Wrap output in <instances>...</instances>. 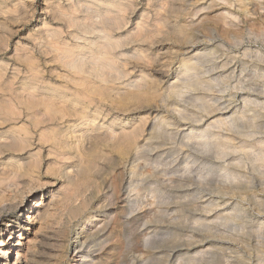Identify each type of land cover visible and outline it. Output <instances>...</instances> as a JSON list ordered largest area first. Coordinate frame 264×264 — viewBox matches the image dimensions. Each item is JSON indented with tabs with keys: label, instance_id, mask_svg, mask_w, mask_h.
Returning a JSON list of instances; mask_svg holds the SVG:
<instances>
[{
	"label": "rangeland",
	"instance_id": "rangeland-1",
	"mask_svg": "<svg viewBox=\"0 0 264 264\" xmlns=\"http://www.w3.org/2000/svg\"><path fill=\"white\" fill-rule=\"evenodd\" d=\"M78 1L80 0H0V77L2 78H0V102L4 99V101H2L3 103L1 102L0 105L2 104V106H5L7 105L6 103L11 100L12 103L14 102L20 106L21 104H19L20 100L18 97L19 95L25 96L26 94H30L31 96L35 95L34 97L37 99L39 98L38 100L40 101L42 100L40 98L48 97L47 102H52L51 104L55 105V108L58 110L64 105L65 107L60 111L63 113L66 112V117L60 121L62 115L58 116V114L55 116L57 119L51 124L54 125H52V128H55L56 131L58 129L59 132L64 133V136L66 135L65 137L70 138L71 141L73 140L75 143V150L73 151V153H75L66 160L65 167L75 168L76 171L75 169H72V171L74 170V173L78 174L79 169L77 168L79 164L77 161L83 159L81 163L85 162V166L90 169V172L88 171L87 173V171H84V174L79 173L78 175L76 174L77 176L73 173L74 176H72L75 180L70 184L63 176L56 175V172L55 174L51 171L47 172L48 166L54 163L51 156L47 155V150L49 149L47 148L41 151L43 152V156H38V161H41V164H43L39 170L37 168L36 171L34 170L32 176H30L27 173V169L31 168L32 170V166L34 165L32 163L31 167H29L30 162L34 160L35 155L38 154L41 146L44 144V141L43 143L39 142V132L35 133V139L31 141L32 146H27L28 148L25 149V147L20 144V149H5L6 151L4 150L3 154L0 155V194L3 193V197L5 196V198L2 199V195H0V210L3 208V210L0 211V245L4 241L6 242L11 234L6 231L7 227L11 228L15 226L18 219L22 218L24 222L21 221L20 225L27 237L42 239L44 235H51V233L54 235L57 234V238L62 242L64 241L63 243L66 245L64 248L59 245L44 248V245L39 244L36 250L40 251L41 247L44 250V252L40 251L41 261L47 259V261L53 262L58 258L60 260L58 261L59 264H74L77 259H75L76 253L74 251L75 240L77 239V234L81 232L85 233L83 238L86 237V240L88 239L90 243L104 242L106 244L105 251H103L104 254L99 251L90 258V260L95 259L99 264H264V164L259 161L260 156L264 154V0H246L244 5L247 7L245 9L241 8L237 0H234L235 4L233 0H82L85 3L83 2L81 7H79ZM20 4H23V6ZM61 4H63V7ZM16 5L17 7H15ZM110 5L113 6L111 7ZM13 6L16 8V11ZM90 7L94 10L98 9V13L103 15L110 13L116 16L118 23H120V28L112 26L109 27L108 30L114 40L121 41L119 46L120 49L117 47L115 50L116 53H114L116 54V58L122 55V57H119L120 59L117 58L118 70L122 74L115 81L108 84L110 87L108 85L105 87L102 86L97 79L88 73V75L84 74L80 77L79 75L77 76V74H74V71L64 66L60 58L62 52L66 50L63 48H68L67 46H69L68 49L72 47L71 50L83 48L88 55L92 54L86 40L75 39L78 38L80 32L76 29L78 28L77 26L74 27L73 24H70L69 20L70 16L73 18L77 17L76 19H79L80 22L89 20L91 17L90 15H92L91 13L94 12L90 10L92 9ZM53 8L55 10H53ZM65 8V12H63ZM21 9L23 10L21 11ZM85 9L88 12H86ZM56 11L57 13L55 14ZM58 11L61 13L59 14ZM13 12H15V15ZM62 12L65 13L66 16ZM48 13L49 15H47ZM17 14L18 16H16ZM57 14L59 16L63 15L61 17L62 19L57 17ZM67 14H69V17ZM84 15H88L89 18ZM164 15H166V17ZM32 16L33 21L31 22ZM180 18L182 20L181 22ZM57 19L65 22H60ZM66 19L67 21L69 20V24ZM95 20H98V18H95L93 21ZM47 23H50L49 26L52 24L55 27L52 25L48 27ZM136 25H139L140 29L139 26ZM154 26H157L159 29ZM65 27L68 28L66 29ZM144 27L146 28L144 29ZM141 28L146 31L144 32L142 30V32H139ZM40 29L42 31H40ZM60 29L61 31L64 30V32H61ZM48 30L51 32L49 31L48 33ZM54 30H58L56 34L53 33ZM45 33H47V35L49 34L48 36L50 39ZM51 34H58V39L55 36H51ZM74 34L77 36H74ZM131 34H133V36ZM205 36L207 37L205 38ZM90 37L93 36L90 35ZM52 41H54V43L58 42L59 45L56 43L54 47H57L58 50V47H61V52L59 51L61 54H59V52H57V54L56 51L58 50L56 49L55 51L54 47L51 49V46L54 44ZM59 41L63 42V44ZM41 43H43V45ZM64 43L67 45H64ZM136 44L138 48L135 46ZM142 44L144 45L142 46ZM72 45H75V47ZM44 50L46 52H44ZM25 51L27 53H25ZM48 51L50 54H47ZM124 51L128 52L130 55ZM135 52L136 54H134ZM131 53L133 55H131ZM23 55H27V57L30 55V57H23ZM50 56L52 58H50ZM154 56L157 57L154 58ZM49 58L51 60H49ZM145 58H147V61H145ZM52 60L55 62H52ZM58 60L62 62L60 61V63ZM147 62H149V64ZM227 62L228 65H226ZM29 64H31V66H28ZM191 65L196 66L198 69L196 70V76L205 81V83L207 82L206 84L194 88H186V83L194 74V71L190 69ZM216 65L218 66L216 67ZM182 66L184 67L182 68ZM242 67L244 68L242 69ZM245 68L246 70H244ZM48 70L50 72H48ZM247 70L248 72H246ZM37 73L40 76L36 75ZM63 73L65 74L63 75ZM60 74L65 76V79H61L63 76ZM66 75L68 79H71V84L66 78ZM140 76H144L148 83H146L142 90L136 91L128 84H130L129 82L139 81L137 78H140ZM74 77H76V79ZM89 77L93 79V81ZM128 77L130 78L128 79ZM79 78H81V80ZM77 79L79 80L77 81ZM82 79H84L83 84L88 81L87 85L90 84V86L88 85V87H86V83V86L83 85L82 82H80ZM65 80L66 82H64ZM76 83L79 85L75 86ZM96 84L101 86L96 88ZM221 84L223 85L221 86ZM224 85L225 87L227 86V88H225ZM91 86H94V88H91ZM89 87L91 90L88 89ZM228 88L230 90H228ZM79 89H82V95H80L81 92ZM17 90L20 92H17ZM169 90L171 92H169ZM15 91L18 94H15ZM119 91L122 94L120 96L117 93ZM180 91L182 93H180ZM63 93L66 94L64 95ZM7 95H10V97ZM246 97H250L252 101L245 110V116L248 122H242V120H240L234 126H226L223 124L211 126L214 120L229 117L232 115L231 113L234 112L233 109L236 111L239 110L240 107L242 108ZM9 98L12 99L9 100ZM53 99L57 102L56 104ZM258 101L259 103H256ZM205 102L211 105V113L203 112L202 107ZM80 106L81 109L87 108L86 110L88 114L90 113V116L93 117L94 115L93 118L97 119V123L99 124L98 127L102 126L100 131H98L99 135L104 137L105 134H108L109 130L107 128H112L117 134L121 135L126 132H135L136 138L134 141L137 143V148H129L126 152L127 156H123L118 150V147L114 148L109 141L108 145L107 140L103 139L104 141H101L99 148H102L105 144L108 146L106 148V145L103 147L106 152H104L105 158L99 156L101 150H95L90 156H87L88 158L85 156L83 158L79 151V144L76 143V139L77 137L80 138L83 133L85 135L87 134L85 131L86 127L81 126L78 128V133H81L80 135H77L78 133H70L72 131L68 129L70 125L67 121H69L71 117L70 114H68L69 110H66L68 108H72V110H81L79 108ZM115 107L117 108L115 109ZM175 109L176 111H174ZM99 111L102 114H100ZM225 112H229L230 114L227 113V116L226 114L223 116ZM248 115H250V117ZM25 119V116L22 115V118H18V121L13 120L12 123L6 124L7 127L6 125L0 124V136L2 134L7 135V132L11 133L17 130L16 128L22 127L25 124V126L28 125L29 127L30 122H27ZM161 121L168 122V125L164 127L160 134H157L155 130L161 124ZM14 122L16 124H14ZM46 126H49V123H47ZM146 130H148V132ZM250 130L252 132H250ZM197 132L199 134H201V132L205 133L207 136L211 137L222 136V138H230L237 148L235 151L230 150L223 154L220 145L214 138H207L208 141L198 139L196 138V136L199 135L196 134ZM45 133L48 134V131H45ZM89 142L90 141L85 140L81 148H89L91 145ZM162 143L164 144L162 145ZM193 143H195L194 145L196 147ZM28 154L31 155L29 156ZM242 154H244V157ZM118 157L120 159H117ZM112 163H114V166L111 168ZM19 164L20 166H18ZM8 166H10V168ZM21 167L24 168V170L21 171ZM3 170L4 173L2 174ZM8 172H10L9 174L12 176H10ZM133 172L135 175H133ZM225 173L226 175H224ZM8 176L10 179L7 178ZM23 177L24 182L22 180ZM28 177H30L29 180ZM19 182H23L22 185ZM16 183H19V185ZM130 185H132V187H130ZM66 187L68 188L66 189ZM73 188L74 191L76 190V193L78 192L77 194L73 191ZM121 189L123 190L121 191ZM61 193L64 195L63 200L66 201V204L63 203V200H61L62 202H55L57 205L52 204L53 211L51 210L50 213L41 209V206L46 205L49 199L54 197L55 194V196H58ZM73 194H76V196L78 195L77 198L73 196ZM73 197L74 201L72 203H67V201H70ZM2 200L3 206L1 203ZM129 201L132 202L129 203ZM6 202L7 205L10 206H7L5 204ZM20 206L21 209L18 208ZM27 206H34L37 209L36 213L32 214L30 216L32 218L29 219L28 215H25V217L20 215V210L25 209ZM114 210L117 211L115 212ZM107 211L109 212L106 213ZM74 212L79 213H75L77 215L72 218L71 213L74 214ZM91 214L96 215L97 220L88 224L86 220L92 216ZM105 216L113 218L108 222L110 218L105 220ZM209 219L211 220L208 221ZM215 219L218 220L216 221ZM84 227L86 230H81V228ZM93 227L94 229H92ZM144 238L147 239L145 240ZM40 241L41 240H39V242ZM66 241L67 243H65ZM59 253L60 256L62 255L61 259L57 256ZM10 258L13 260L16 259L15 252L10 255Z\"/></svg>",
	"mask_w": 264,
	"mask_h": 264
},
{
	"label": "bare ground",
	"instance_id": "bare-ground-1",
	"mask_svg": "<svg viewBox=\"0 0 264 264\" xmlns=\"http://www.w3.org/2000/svg\"><path fill=\"white\" fill-rule=\"evenodd\" d=\"M31 1V0H30ZM50 1V0H49ZM77 1V0H76ZM88 1V0H87ZM137 1V0H136ZM148 1V0H147ZM150 1V0H149ZM164 1V0H163ZM167 1V0H166ZM165 1V2H166ZM182 1H184V0H182ZM240 4V6H241V8L242 9H245L246 7H245V5H244V3H245V1L246 0H237ZM21 2V1H20ZM47 2V1H46ZM54 2V1H53ZM64 2V1H63ZM62 2V3H63ZM71 2V1H70ZM83 2L84 1H82V0H80V1H78V5H79V7H81L82 5H83ZM104 2V1H103ZM122 2V1H121ZM130 2V1H129ZM146 2V1H145ZM157 2V1H156ZM159 2V1H158ZM233 2H234V0H233ZM22 3V2H21ZM59 3H60V1H59ZM58 3V4H59ZM65 3V2H64ZM85 3V2H84ZM128 3V2H127ZM147 3V2H146ZM170 3V2H169ZM16 4V3H15ZM51 4V3H50ZM55 4V3H54ZM156 4V3H155ZM158 4V3H157ZM165 4V3H164ZM177 4V3H176ZM234 4H235V2H234ZM233 4V5H234ZM254 4V3H253ZM20 5H22L23 6V4H20ZM26 5V4H25ZM63 4H61V6H62ZM69 5V4H68ZM77 5V4H76ZM85 5V4H84ZM116 5V4H115ZM131 5V4H130ZM137 5V4H136ZM151 5V4H150ZM173 5V4H172ZM19 6V5H18ZM27 6V5H26ZM49 6V5H48ZM51 6V5H50ZM55 6H56V4H55ZM59 6H60V4H59ZM71 6H72V4H71ZM88 6H90V5H88ZM97 6V5H96ZM111 7L113 6V5H110ZM117 6V5H116ZM128 6V5H127ZM152 6H153V4H152ZM179 6V5H178ZM182 6V5H181ZM215 6V5H214ZM236 6V5H235ZM234 6V7H235ZM12 7V6H11ZM14 7V6H13ZM15 7H17V5L15 6ZM14 7V9H15V11H16V8ZM28 7V6H27ZM54 7V6H53ZM57 7V6H56ZM63 7V6H62ZM99 7V6H98ZM157 7V6H156ZM180 7V6H179ZM185 7V6H184ZM225 7V6H224ZM233 7V8H234ZM23 8V7H22ZM25 8V7H24ZM45 8V7H44ZM48 8V7H47ZM58 8V7H57ZM56 8V9H57ZM73 8H74V6H73ZM86 8V7H85ZM90 8H92V7H90ZM130 8V7H129ZM158 8V7H157ZM161 8V7H160ZM167 8V7H166ZM181 8V7H180ZM51 9V8H50ZM72 9V8H71ZM81 9V8H80ZM79 9V10H80ZM88 9V8H87ZM109 9V8H108ZM107 9V10H108ZM128 9V8H127ZM224 9V8H223ZM229 9V8H228ZM1 10V9H0ZM6 10H8V9H6ZM13 10V9H12ZM18 10V9H17ZM20 10V9H19ZM23 9H21V11H22ZM53 10H55L54 8H53ZM61 10V9H60ZM59 10V11H60ZM64 10H66V8L65 9H63V12H65ZM68 10V9H67ZM72 10H74V9H72ZM77 10V9H76ZM86 10V9H85ZM85 10H84V12H85ZM90 10H92V11H94L93 13H91L92 15H90L91 17L89 18V16L88 15H84L85 17H88L89 18V20H86V19H83V20H86V21H82V22H80V20L79 19H76L75 17L73 18L72 16H70V24L72 25H74V27L75 26H77L78 28H76V29H78V31L80 32L79 33V35H78V38H75V39H84V40H86V42H88V47L90 48V51H91V53L92 54H90V55H88L87 54V52L86 51H84L83 50V48H78V49H75V50H71L72 49V47H71V49H68L69 48V46H67L68 48H63L65 51H63L62 52V55H61V59H62V61L61 60H58L59 62L61 61L62 63H64V66L66 67V68H68V69H70V70H72V71H74L75 73L74 74H77V76L79 75V77L80 76H83L84 74H86V75H88V74H90L92 77H94L95 79H97V81H99L100 83L99 84H102V86H106V85H108L109 83H111V82H113V81H115L117 78H119L120 77V75L122 74L121 72H119V70H118V63H117V60L118 59H120L119 57H122V55H121V53H120V55L121 56H119V57H117L116 58V54H114V53H116L115 52V50H116V48L118 47L119 48V46H120V44H121V41H116V40H114L113 38H112V36L110 35V33L108 32V30H109V27H112V26H115V27H117V28H120V23H118V21H117V18H116V16H114V15H112V14H110V13H104V14H106V15H103V14H101V13H98V11L95 9H90ZM89 10V11H90ZM119 10V9H118ZM160 10V9H159ZM163 10V9H162ZM173 10V9H172ZM251 10V9H250ZM24 11H27V10H24ZM59 11H58V13H59ZM68 11H70V10H68ZM121 11V10H120ZM131 11V10H130ZM169 11V10H168ZM5 12H7V11H5ZM62 12V13H63ZM72 12V11H71ZM80 12V11H79ZM86 12H88L87 10H86ZM119 12V11H118ZM157 12V11H156ZM14 13V15H15V12H13ZM20 13V12H19ZM24 13V12H23ZM54 13V12H53ZM57 13V11L55 12V14ZM61 13V12H60ZM59 13V14H60ZM69 13V12H68ZM77 13V12H76ZM114 13V12H113ZM130 13V12H129ZM50 14H52V13H50ZM64 15H65V13H63ZM90 14V13H89ZM230 14V13H229ZM25 15H27V14H25ZM47 15H49V13L47 14ZM52 15H54V14H52ZM58 15V14H57ZM68 15V17H69V14H67ZM71 15V14H70ZM75 15V14H74ZM73 15V16H74ZM123 15V14H122ZM124 15H125V13H124ZM159 15V14H158ZM7 16V15H6ZM16 16H18V14L16 15ZM21 16H22V14H21ZM63 16V15H62ZM62 16H57V17H59V18H61ZM66 16V15H65ZM64 16V17H65ZM76 16V15H75ZM156 16V15H155ZM165 17H166V15H164ZM164 16H161V17H164ZM173 16V15H172ZM31 17V16H30ZM46 17V16H45ZM51 17H54V16H51ZM63 17V18H64ZM68 17H66V18H68ZM164 17V18H165ZM177 17V16H176ZM16 18V17H15ZM14 18V19H15ZM55 18V17H54ZM87 18V19H88ZM95 18H98V20H95V21H93ZM144 18V17H143ZM147 18H149V17H147ZM155 18V17H154ZM170 18V17H169ZM194 18V17H193ZM234 18V17H233ZM29 19V18H28ZM36 19V18H35ZM62 19V18H61ZM82 19V18H81ZM54 20V19H53ZM58 20V19H57ZM68 20V21H69ZM120 20V19H119ZM127 20V19H126ZM157 20V19H156ZM162 20H164V19H162ZM161 20V21H162ZM174 20V19H173ZM197 20V19H196ZM33 21V16H32V20H31V22ZM45 21H47V20H45ZM58 21H60V22H65V21H62V20H58ZM66 21H67V19H66ZM67 21V23L69 24V22ZM130 21V20H129ZM139 21H141V20H139ZM145 21V20H144ZM159 21V20H158ZM172 21V20H171ZM182 20H181V18H180V22H181ZM195 21V20H194ZM233 21V20H232ZM48 22V21H47ZM126 22V21H125ZM150 22V21H149ZM173 22V21H172ZM178 22V21H177ZM226 22V21H225ZM54 23V22H53ZM57 23V22H56ZM124 23V22H123ZM141 23V22H140ZM143 23V22H142ZM157 23V22H156ZM187 23V22H186ZM43 24V23H42ZM45 24V23H44ZM48 24V23H47ZM50 24V23H49ZM49 24H48V27H50L49 26ZM125 24V23H124ZM154 24V23H153ZM177 24V23H176ZM225 24V23H224ZM61 25V24H60ZM59 25V26H60ZM65 25V24H64ZM140 25V24H139ZM139 25H136V26H139ZM172 25V24H171ZM45 26H47V25H45ZM52 26H54V25H52ZM66 26H67V24H66ZM133 26V25H132ZM144 26V25H143ZM146 26V25H145ZM159 26V25H158ZM174 26V25H173ZM44 27V26H43ZM55 27V26H54ZM61 27V26H60ZM59 27V28H60ZM72 27V26H71ZM73 27V28H74ZM141 27H142V25H141ZM152 27V26H151ZM150 27V28H151ZM154 27H157V26H154ZM53 28V27H52ZM66 28V27H65ZM64 28V29H65ZM68 28V27H67ZM66 28V29H67ZM72 28V29H73ZM116 28V29H117ZM135 28H137V27H135ZM146 27H144V29H145ZM158 28V27H157ZM166 28H167V26H166ZM54 29H56V28H54ZM58 29V28H57ZM129 29V28H128ZM139 29H140V26H139ZM144 29L143 28H141V30L139 31V32H142V30L144 31ZM155 29V28H154ZM159 29V28H158ZM171 29V28H170ZM111 30V29H110ZM133 30V29H132ZM148 30H149V27H148ZM189 30V29H188ZM221 30H222V28H221ZM40 31H42L41 29H40ZM46 31V30H45ZM49 31L50 30H48V33H49ZM53 31V30H52ZM56 31H58V30H54V32L53 33H55L56 34ZM60 31H61V29H60ZM74 31V30H73ZM76 31V30H75ZM120 31V30H119ZM126 31V30H125ZM136 31V30H135ZM146 31V30H145ZM144 31V32H145ZM153 31H155V30H153ZM51 32V31H50ZM61 32H64V30L63 31H61ZM60 32V33H61ZM128 32V31H127ZM171 32V31H170ZM169 32V33H170ZM175 32V31H174ZM52 33V34H53ZM68 33V32H67ZM70 33V32H69ZM73 33H75V32H73ZM115 33V32H114ZM134 33H136V32H134ZM147 33V32H146ZM195 33V32H194ZM37 34V33H36ZM42 34V33H41ZM43 34H44V32H43ZM42 34V35H43ZM46 34V36H48L47 35V33H45ZM51 34V36H55V37H57V39H58V34L57 35H52ZM62 34V33H61ZM60 34V35H61ZM77 34V33H76ZM76 34H74V36L76 35ZM111 34H113V33H111ZM118 34V33H117ZM122 34V33H121ZM125 34V33H124ZM137 34V33H136ZM140 34V33H139ZM174 34V33H173ZM34 35V34H33ZM40 35V34H39ZM63 35V34H62ZM69 35V34H68ZM90 35H92L93 37H90ZM127 35V34H126ZM132 36H133V34H131ZM143 35V34H142ZM141 35V36H142ZM146 35H148V34H146ZM214 35V34H213ZM45 36V37H46ZM73 36V37H74ZM77 36V35H76ZM123 36V35H122ZM136 36V35H135ZM140 36V37H141ZM174 36V35H173ZM44 37V36H43ZM69 37V36H68ZM116 37V36H115ZM119 37H120V35H119ZM139 37V38H140ZM207 36H205V38H206ZM41 38H42V36H41ZM48 38H49V36H48ZM52 38V37H51ZM64 38V37H63ZM121 38V37H120ZM123 38V37H122ZM128 38V37H127ZM139 38H137V39H139ZM149 38V37H148ZM172 38V37H171ZM233 38V37H232ZM32 39V38H31ZM40 39V38H39ZM50 39V38H49ZM116 39H119V38H116ZM154 39V38H153ZM42 40V39H41ZM45 40V39H44ZM46 40H47V38H46ZM52 40V39H51ZM51 40H48V41H51ZM64 40H65V38H64ZM66 40H67V38H66ZM74 40V39H73ZM89 40H93V41H89ZM136 40V39H135ZM144 40V39H143ZM56 41V40H55ZM58 41V40H57ZM69 41V40H68ZM124 41V40H123ZM212 41V40H211ZM39 42V41H38ZM42 42H44V41H42ZM53 43H54V41H52ZM60 42V41H59ZM67 42V41H66ZM70 42V41H69ZM73 42V41H72ZM127 42V41H126ZM140 42V41H139ZM148 42V41H147ZM47 43V42H46ZM49 43V42H48ZM56 43L58 44V42H55L52 46H51V49H52V47H54V45L56 46ZM60 43H62L63 44V42H60ZM68 43V42H67ZM71 43V42H70ZM76 43H78V42H76ZM123 43V42H122ZM141 43V42H140ZM38 44V43H37ZM42 45H43V43H41ZM66 43H64V45H65ZM74 44V43H73ZM82 44V43H81ZM126 44H128V43H126ZM144 44H146V43H144ZM144 44H142V46L144 45ZM45 45V44H44ZM47 45V44H46ZM49 45V44H48ZM59 45V44H58ZM63 45V46H64ZM67 45V44H66ZM79 45V44H78ZM83 45V44H82ZM86 45V44H85ZM84 45V46H85ZM147 45V44H146ZM193 45V44H192ZM191 45V46H192ZM195 45V44H194ZM50 46V45H49ZM62 46V47H63ZM72 46H74L75 47V45H72ZM77 46V45H76ZM81 46V45H80ZM87 46V45H86ZM127 46V45H126ZM135 46H137V44L135 45ZM149 46V45H148ZM78 47V46H77ZM76 47V48H77ZM82 47V46H81ZM131 47H132V45H131ZM141 47V46H140ZM146 47V46H145ZM38 48H40V47H38ZM42 48V47H41ZM50 48V47H49ZM55 48V47H54ZM53 48V49H54ZM59 48V50L57 49V47L54 49L55 51H56V49L58 50V51H56V53L57 52H61V50H60V48L61 47H58ZM125 48V47H124ZM137 48H138V46H137ZM45 49V48H44ZM47 49V48H46ZM86 49V48H85ZM120 49V48H119ZM129 49V48H128ZM135 49V48H134ZM133 49V50H134ZM147 49V48H146ZM49 50V49H48ZM87 50V49H86ZM131 50H132V48H131ZM142 50V49H141ZM211 50V49H210ZM30 51H32V50H30ZM50 51V50H49ZM49 51L47 52V54L49 53ZM53 51V50H52ZM89 51V50H88ZM89 51V52H90ZM119 51V50H118ZM117 51V52H118ZM148 51V50H147ZM199 51V50H198ZM206 51V50H205ZM204 51V52H205ZM29 52V51H28ZM44 52H46L45 50H44ZM51 52V51H50ZM59 52V54H61ZM124 52H126V51H124ZM201 52V51H200ZM209 52V51H208ZM213 52V51H212ZM25 53H27L26 51H25ZM40 53H42V52H40ZM55 53V52H54ZM53 53V54H54ZM123 53V52H122ZM126 53H128V52H126ZM125 53V54H126ZM133 53V52H132ZM131 53V55H133ZM30 54V53H29ZM50 54V53H49ZM52 54V55H53ZM58 54V53H57ZM134 54H136V52L134 53ZM213 54V53H212ZM51 55V56H52ZM127 55V54H126ZM128 55H130L129 53H128ZM151 55V54H150ZM215 55V54H214ZM26 57H27V55H25ZM24 55H23V57H25ZM50 56V58H52ZM58 56V55H57ZM135 56V55H134ZM143 56V55H142ZM149 56V55H148ZM247 56V55H246ZM249 56V55H248ZM28 57H30V55H28ZM27 57V58H28ZM123 57H125V56H123ZM129 57V56H128ZM133 57V56H132ZM146 57V56H145ZM152 57V56H151ZM150 57V58H151ZM157 57V56H156ZM155 56H154V58H156ZM212 57V56H211ZM216 57V56H215ZM214 57V58H215ZM32 58V57H31ZM49 58V60H51ZM57 58V57H56ZM148 58V57H147ZM147 58H145V61H147L146 59ZM259 58V57H258ZM26 59V58H25ZM30 59V58H29ZM35 59H37V58H35ZM191 59V58H190ZM232 59V58H231ZM24 60V59H23ZM34 60V59H33ZM144 60V59H143ZM194 60V59H193ZM216 60V59H215ZM27 61V60H26ZM38 61V60H37ZM42 61V60H41ZM41 61H39V62H41ZM54 60H52V62H53ZM121 61V60H120ZM123 61V60H122ZM127 61H129V60H127ZM148 61H150V60H148ZM192 61V60H191ZM214 61V60H213ZM229 61V60H228ZM25 62V61H24ZM29 62V61H28ZM36 62V61H35ZM46 62H48V61H46ZM55 62V61H54ZM58 62V63H59ZM60 62V63H61ZM134 62V61H133ZM132 62V63H133ZM136 62V61H135ZM60 63H59V65H60ZM120 63H122V62H120ZM125 63V62H124ZM128 63V62H127ZM127 63H126V65H127ZM137 63V62H136ZM135 63V64H136ZM138 63H140V62H138ZM148 64H149V62H147ZM153 63V62H152ZM184 63V62H183ZM214 63V62H213ZM216 63V62H215ZM26 64H28V63H26ZM32 64V63H31ZM31 64H29L28 66H31ZM38 64V63H37ZM45 64V63H44ZM130 64V63H129ZM144 64V63H143ZM218 64V63H217ZM233 64V63H232ZM244 64V63H243ZM246 64H247V62H246ZM36 65V64H35ZM63 65V64H62ZM134 65V64H133ZM138 65V64H137ZM140 65V64H139ZM145 65V64H144ZM181 65H183V64H181ZM226 65H228V62H227V64ZM226 65H224V66H226ZM258 65V64H257ZM33 66V65H32ZM36 66H39V65H36ZM121 66H122V64H121ZM129 66V65H128ZM127 66V67H128ZM132 66V65H131ZM147 66V65H146ZM148 66H150V65H148ZM205 66V65H204ZM208 66V65H207ZM218 65H216V67H217ZM26 67V66H25ZM34 67V66H33ZM40 67V66H39ZM38 67V68H39ZM56 67H58V66H56ZM124 67H126V66H124ZM184 66H182V68H183ZM246 67V66H245ZM255 67H257V66H255ZM254 67V68H255ZM260 67V66H259ZM32 68V67H31ZM31 68H29V69H31ZM34 68H36V67H34ZM50 68V67H49ZM60 68H62V67H60ZM64 68V67H63ZM140 68V67H139ZM143 68V67H142ZM186 68V67H185ZM189 68V67H188ZM204 68V67H203ZM236 68V67H235ZM244 67H242V69H243ZM26 69V68H25ZM45 69V68H44ZM51 69V68H50ZM190 69L191 70H193L194 71V74L191 76V79L186 83V88H194V87H197V86H202V85H204V84H206L205 83V81H203L202 79H200L198 76H196V70H198L197 68H196V66L195 65H191L190 66ZM263 69V68H262ZM39 70V69H38ZM42 70H43V68H42ZM54 70H55V68H54ZM54 70H53V72H54ZM57 70V69H56ZM59 70V69H58ZM57 70V71H58ZM127 70H129V69H127ZM140 70V69H139ZM142 70V69H141ZM215 70V69H214ZM227 70V69H226ZM229 70H230V68H229ZM239 70V69H238ZM244 70H246V68L244 69ZM264 70V69H263ZM32 71V70H31ZM36 71V70H35ZM60 71V70H59ZM65 71V70H64ZM69 71V70H68ZM138 71V70H137ZM217 71V70H216ZM241 71V70H240ZM257 71V70H256ZM29 72V71H28ZM44 72V71H43ZM48 72H50L49 70H48ZM53 72H52V74H53ZM144 72V71H143ZM146 72V71H145ZM206 72H208V71H206ZM228 72V71H227ZM239 72V71H238ZM246 72H248V70L246 71ZM250 72V71H249ZM262 72V71H261ZM45 73V72H44ZM88 73V74H87ZM142 73V72H141ZM147 73V72H146ZM217 73V72H216ZM2 74V73H1ZM27 74V73H26ZM43 74V73H42ZM65 73H63V75H64ZM67 74V73H66ZM129 74V73H128ZM222 74V73H221ZM231 74V73H230ZM245 74V73H244ZM36 75H39L38 73L36 74ZM58 75V74H57ZM61 75V74H60ZM63 75H61V76H63ZM68 75V74H67ZM66 75V78L68 79V76ZM70 75H71V73H70ZM130 75H131V73H130ZM143 75H144V73H143ZM150 75V74H149ZM213 75V74H212ZM220 75V74H219ZM218 75V76H219ZM227 75V74H226ZM236 75V74H235ZM238 75V74H237ZM31 76H32V74H31ZM40 76V75H39ZM42 76V75H41ZM44 76V75H43ZM132 76V75H131ZM147 76H148V74H147ZM182 76V75H181ZM210 76V75H209ZM222 76V75H221ZM244 76H246V75H244ZM27 77V76H26ZM30 77V76H29ZM50 77V76H49ZM54 77V76H53ZM57 77H59V76H57ZM64 77V78H63ZM61 79H65V76H63ZM127 77V76H126ZM207 77V76H206ZM205 77V78H206ZM212 77V76H211ZM229 77H230V75H229ZM1 78V77H0ZM34 78V77H33ZM38 78V77H37ZM44 78V77H43ZM60 78V77H59ZM75 79H76V77H74ZM90 78V77H89ZM130 77H128V79H129ZM133 78V77H132ZM221 78V77H220ZM227 78V77H226ZM242 78H243V76H242ZM2 79V78H1ZM28 79V78H27ZM50 79H51V77H50ZM55 79V78H54ZM80 80H81V78H79ZM79 79H77V81L79 80ZM84 79L86 80V78H85V76H84ZM84 79H82V81H80V82H82V84H83V80ZM88 79V78H87ZM91 79V78H90ZM137 79H139V81H136L135 79V81L136 82H129L130 84H128L129 86H132L133 87V89L134 90H136V91H140V90H142L144 87H145V85H146V83H148V82H146V79H145V77L144 76H140V78H137ZM182 79V78H181ZM236 79V78H235ZM241 79V78H240ZM42 80V79H41ZM60 80V79H59ZM69 81L71 80V79H68ZM92 81H93V79H91ZM133 80V79H132ZM246 80V79H245ZM27 81V80H26ZM36 81V80H35ZM40 81V80H39ZM126 81V80H125ZM150 81V80H149ZM217 81V80H216ZM216 81H215V84H216ZM220 81H223V80H220ZM50 82V81H49ZM64 82H66V80L64 81ZM90 82V81H89ZM231 82V81H230ZM236 82V81H235ZM255 82H257V81H255ZM23 83V82H22ZM26 83V82H25ZM27 83H28V81H27ZM55 83V82H54ZM62 83V82H61ZM75 83V82H74ZM86 83V82H85ZM85 83L83 84V85H85ZM87 83H88V81H87ZM87 83H86V85H87ZM92 83H94V82H92ZM91 83V84H92ZM96 83V82H95ZM121 83V82H120ZM124 83H126V82H124ZM6 84V83H5ZM31 84V83H30ZM35 84H36V82H35ZM40 84V83H39ZM42 84V83H41ZM59 84V83H58ZM64 84V83H63ZM70 84H71V81H70ZM117 84V83H116ZM119 84V83H118ZM155 84V83H154ZM261 84V83H260ZM26 85V84H25ZM45 85V84H44ZM73 85V84H72ZM79 85V84H78ZM77 85V83H76V85L75 86H78ZM85 85V86H86ZM89 86H90V84H88ZM88 85L86 86V87H88ZM94 85V84H93ZM97 85V84H96ZM122 85V84H121ZM126 85V84H125ZM223 84H221V86H222ZM229 85V84H228ZM245 85V84H244ZM243 85V86H244ZM255 85V84H254ZM8 86V85H7ZM23 86V85H22ZM51 86V85H50ZM82 86V85H81ZM81 86H79V87H81ZM98 86H101V85H97V87L96 88H99ZM109 86V85H108ZM113 86V85H112ZM230 86H231V84H230ZM230 86H228V87H230ZM251 86V85H250ZM5 87H6V85H5ZM30 87V86H29ZM41 87V86H40ZM55 87V86H54ZM67 87V86H66ZM84 87V86H83ZM94 88V86H91V88ZM110 87V86H109ZM205 87V86H204ZM224 87H225V85H224ZM245 87V86H244ZM243 87V88H244ZM253 87V86H252ZM3 88V87H2ZM41 88H43V87H41ZM45 88V87H44ZM74 88V87H73ZM82 88V87H81ZM121 88V87H120ZM127 88V87H126ZM131 88V87H130ZM148 88V87H147ZM185 88V87H184ZM185 88V89H186ZM210 88V87H209ZM225 88H227V86L225 87ZM6 89V88H5ZM30 89V88H29ZM34 89V88H33ZM67 89V88H66ZM74 89H76V88H74ZM83 89V88H82ZM82 89H79L80 90V92H81V94L80 95H82ZM85 89V88H84ZM89 90H91L90 89V87L88 88ZM101 89V88H100ZM99 89V90H100ZM102 89H103V87H102ZM109 89V88H108ZM118 89V88H117ZM133 89H132V91H133ZM146 89V88H145ZM149 89V88H148ZM242 89V88H241ZM9 90V89H8ZM22 90V89H21ZM36 90V89H35ZM47 90V89H46ZM104 90H105V88H104ZM112 90H114V89H112ZM127 90V89H126ZM147 90V89H146ZM183 90V89H182ZM228 90H230L229 88H228ZM14 91V90H13ZM25 91V90H24ZM41 91V90H40ZM45 91V90H44ZM85 91V90H84ZM86 91H87V88H86ZM93 91V90H92ZM95 91V90H94ZM115 91V90H114ZM122 91V90H121ZM129 91V90H128ZM151 91V90H150ZM216 91V90H215ZM243 91V90H242ZM9 92V91H8ZM7 92V93H8ZM16 92V91H15ZM14 92V93H15ZM17 92H20L19 90H17ZM15 93V94H18V93ZM60 92V91H59ZM66 92H68V91H66ZM97 92V91H96ZM99 92V91H98ZM106 92V91H105ZM120 92V91H119ZM119 92H117L118 93V95L120 96V95H122L121 94V92H120V94H119ZM123 92V91H122ZM146 92V91H145ZM155 92V91H154ZM169 92H171L170 90H169ZM184 92V91H183ZM14 93H12V94H14ZM23 93H25V92H23ZM22 93V94H23ZM28 93H29V91H28ZM85 93V92H84ZM93 93V92H92ZM104 93V92H103ZM110 93V92H109ZM142 93V92H141ZM147 93V92H146ZM180 93H182L181 91H180ZM184 93H186V92H184ZM195 93V92H194ZM222 93H224V92H222ZM253 93V92H252ZM254 93H256V92H254ZM21 94V93H20ZM32 94H34V93H32ZM36 94H38V93H36ZM43 94V93H42ZM51 94V93H50ZM52 94H54V93H52ZM64 94V93H63ZM66 94V93H65ZM64 94V95H65ZM90 94V93H89ZM113 94V93H112ZM116 94V93H115ZM143 94V93H142ZM233 94V93H232ZM251 94V93H250ZM258 94V93H257ZM27 95V94H26ZM24 96V95H19V97H18V99L20 100L19 101V104H21L20 106H18L17 104H15L14 102L12 103V101L10 100V99H12V98H9V102H7L6 104L7 105H3L2 106V104L0 105V124H2V125H6V124H8V123H12V121L13 120H17L18 121V118H22V115L23 116H25V120H27V122L29 121L30 122V128L28 127V125L27 126H20V127H18V128H16L17 130H15V131H13V132H11V133H8L7 132V135H4V134H2L1 136H0V155H2L3 154V151L5 150V149H7V148H19L20 149V144H22L24 147H25V149L26 148H28L27 146H32L31 145V141L32 140H34L35 139V136H36V132H39V142H42L43 143V141H44V144H43V146H41V148H40V150H39V152H38V154H34L35 155V157H34V160L33 161H31L30 162V159H29V162H30V165H29V167H31V165H32V163L34 164L33 166H32V170H31V168H29V169H27V173L30 175V176H32V174H33V172H34V170L36 171L37 170V168H38V170H39V168L41 167V165L43 164H41V161H38V156H43V152H41L43 149H47V148H49L48 150H47V155L48 156H51V158L53 159V161H54V163L53 164H50L49 166H48V170H47V172L48 171H51L53 174H55V172H56V175L58 174L59 176H63L64 178H66L67 179V182L68 183H70L71 184V182L72 181H74L75 179H74V175H76L77 173H74V170L72 171V169H75V168H72V167H65L66 166V160L67 159H69V157H72L73 156V154L75 153H73V151L75 150V148H74V142H73V140L71 141V139L70 138H67V137H65L64 136V133H62V132H59V130L57 129V131L55 130V128H52L54 125L53 124H51V123H53L57 118L55 117L56 115H58V116H61L62 115V117H61V119H60V121L63 119V118H65L66 117V112L65 113H63V112H61L62 111V108L63 107H65L64 105H63V107L61 106V109H56L55 108V105H53V104H51V103H48L47 102V98L46 97H42V98H40V99H42L41 101L40 100H38L36 97H34V96H31L30 94L29 95H27V96ZM59 95V94H58ZM62 95V94H61ZM68 95V94H67ZM84 95V94H83ZM101 95H102V93H101ZM109 95V94H108ZM129 95V94H128ZM127 95V96H128ZM195 95V94H194ZM247 95V94H246ZM245 95V96H246ZM7 96H9L10 97V95H7ZM43 96H46V95H43ZM85 96H87V95H85ZM118 96V97H119ZM130 96V95H129ZM188 96V95H187ZM253 96V95H252ZM260 96V95H259ZM37 97H40V96H37ZM50 97V96H49ZM52 97V96H51ZM56 97H59V96H56ZM61 97V96H60ZM72 97V96H71ZM91 97H93V96H91ZM95 97H97V96H95ZM99 97H100V95H99ZM112 97V96H111ZM141 97V96H140ZM229 97V96H228ZM255 97H256V95H255ZM264 97V96H263ZM8 98V97H7ZM53 98V97H52ZM64 98H67V97H64ZM153 98V97H152ZM186 98V97H185ZM254 98V97H253ZM259 98V97H258ZM18 99H16V100H18ZM51 99V98H50ZM63 99V98H62ZM97 99V98H96ZM101 99V98H100ZM104 99V98H103ZM102 99V100H103ZM143 99V98H142ZM187 99V98H186ZM1 100V99H0ZM54 100V99H53ZM59 100V99H58ZM65 100V99H64ZM144 100V99H143ZM142 100V101H143ZM181 100V99H180ZM264 100V99H263ZM2 101H4V99L2 100ZM1 101V102H2ZM67 101V100H66ZM80 101H83V100H80ZM93 101V100H92ZM133 101V100H132ZM216 101V100H215ZM254 101V100H253ZM262 101V100H261ZM0 102V103H1ZM54 102H55V100H54ZM59 102V101H58ZM62 102V101H61ZM69 102V101H68ZM138 102V101H137ZM148 102V101H147ZM211 102V101H210ZM3 103V102H2ZM57 102H55V104H56ZM76 103H77V101H76ZM95 103V102H94ZM101 103H102V101H101ZM108 103V102H107ZM119 103V102H118ZM135 103V102H134ZM139 103V102H138ZM231 103V102H230ZM240 103V102H239ZM252 103V101L250 100V97H246L245 98V100H244V106L241 108L240 107V109L239 110H234L233 109V111L234 112H232L231 114L232 115H230L229 117H224V118H220V119H216V120H214L213 121V123H212V125L211 126H213V125H215V124H223V125H231V126H234V125H236L240 120H242V122H248V119L246 118V116H245V110H246V108H247V106L248 105H250ZM255 103V102H254ZM256 103H259V101L258 102H256ZM255 103V104H256ZM4 104H5V102H4ZM81 104H83V103H81ZM86 104V103H85ZM98 104V103H97ZM105 104V103H104ZM110 104V103H109ZM112 104V103H111ZM128 104V103H127ZM161 104V103H160ZM198 104H199V101H198ZM219 104H221V103H219ZM224 104V103H223ZM241 104V103H240ZM70 105V104H69ZM73 105V104H72ZM84 105V104H83ZM88 105V104H87ZM107 105V104H106ZM237 105H239V104H237ZM60 106V105H59ZM108 106V105H107ZM110 106V105H109ZM124 106V105H123ZM130 106V105H129ZM171 106V105H170ZM177 106V105H176ZM181 106H184V105H181ZM227 106V105H226ZM231 106V105H230ZM233 106V105H232ZM262 106V105H261ZM70 107V106H69ZM114 107V106H113ZM179 107H180V105H179ZM186 107V106H185ZM220 107V106H219ZM80 109H81V106L79 107ZM78 108V109H79ZM109 108V107H108ZM117 107H115V109H116ZM175 108V107H174ZM190 108V107H189ZM235 108H236V105H235ZM249 108V107H248ZM66 109V108H65ZM74 109V108H73ZM87 109V108H86ZM85 108L84 109H81V110H77V109H75V110H72V108H68V109H66L67 111L69 110V113L68 114H70V120L69 121H67L68 123H69V130L70 131H72V132H70V133H78V128L79 127H81V126H83V127H86V132H87V134L85 135L84 133H83V135L79 138V137H77V139H76V143H78L79 145V148H80V153H81V155H82V157L84 158V156L85 157H87V156H90L95 150L97 151H99V150H101V153L99 154V156L100 157H103V158H105V154H104V152H105V149L103 148L104 146H102V148H99V146H100V143H101V141H104L103 139H106L107 140V142L109 141L110 142V144L114 147V148H117L118 147V150L122 153V155L124 156H127L126 155V152L129 150V148H132V149H136L137 148V143H135V138H136V133L135 132H131V133H129V132H126V133H123L122 135L121 134H117L112 128H107L108 130H109V133L108 134H105V136L104 137H102L101 135H99V132L98 131H100V129H101V127H98V123H97V119H95V118H93L94 117V115H93V117L92 116H90L89 114H88V112H87V110H86ZM93 109V108H92ZM111 109V108H110ZM113 109V108H112ZM123 109V108H122ZM121 109V110H122ZM125 109V108H124ZM129 109V108H128ZM178 109V108H177ZM186 109V108H185ZM15 110H16V112H15ZM61 110V111H60ZM98 110V109H97ZM101 110V109H100ZM106 110H108V109H106ZM119 110V109H118ZM190 110V109H189ZM192 110V109H191ZM202 110H203V112H205V113H211L210 112V110H211V105L209 104V103H207V102H205L204 103V105H203V107H202ZM64 111V110H63ZM112 111V110H111ZM174 111H176V109L174 110ZM179 111V110H178ZM194 111V110H193ZM100 112V111H99ZM98 112V113H99ZM113 112H114V110H113ZM122 112V111H121ZM131 112V111H130ZM214 112V111H213ZM255 112V111H254ZM94 113V112H93ZM120 113V112H119ZM127 113V112H126ZM195 113V112H194ZM227 113H229V112H225V113H223V116L226 114V116H227ZM100 114H102L101 112H100ZM108 114V113H107ZM122 114H125V113H122ZM132 114V113H131ZM199 114H201V113H199ZM219 114H221V113H219ZM230 114V113H229ZM256 114V113H255ZM98 115V114H97ZM117 115V114H116ZM207 115V114H206ZM96 116V115H95ZM118 116V115H117ZM218 116V115H217ZM249 117H250V115H248ZM102 117H104V116H102ZM252 117V116H251ZM126 118V117H125ZM195 118V117H194ZM69 119V118H68ZM71 119H73V120H71ZM157 119V118H156ZM161 119V118H160ZM204 119V118H203ZM251 119V118H250ZM115 120V119H114ZM121 120V119H120ZM119 120V121H120ZM159 120V119H158ZM205 120V119H204ZM212 120V119H211ZM22 121V120H21ZM57 121H59V120H57ZM23 122V121H22ZM101 122H103V121H101ZM113 122V121H112ZM133 122V121H132ZM138 122V121H137ZM170 122V121H169ZM47 123H49V126H46V124ZM56 123V122H55ZM64 123V122H63ZM72 123V124H71ZM118 123V122H117ZM127 123V122H126ZM130 123V122H129ZM14 124H16L15 122H14ZM18 124V123H17ZM102 124V123H101ZM100 124V125H101ZM135 124V123H134ZM157 124V123H156ZM193 124V123H192ZM13 125V124H12ZM20 125V124H19ZM53 125V126H52ZM102 125H104V124H102ZM168 125V122H166V121H161V124L156 128V133L157 134H160L162 131H163V129H164V127L165 126H167ZM129 126V125H128ZM154 126V125H153ZM221 126V125H220ZM6 127H7V125H6ZM65 127V126H64ZM82 127V128H83ZM130 127V126H129ZM144 127V126H143ZM256 127H257V125H256ZM96 128V129H95ZM103 128H106V127H103ZM116 128V127H115ZM196 128V127H195ZM199 128V127H198ZM121 129V128H120ZM170 129V128H169ZM175 129V128H174ZM192 129V128H191ZM220 129V128H219ZM233 129V128H232ZM66 130V129H65ZM84 130V129H83ZM107 130V131H108ZM122 130V129H121ZM125 130V129H124ZM224 130V129H223ZM240 130V129H239ZM247 130V129H246ZM8 131H10V130H8ZM45 131L47 132L48 131V134H46L45 133ZM61 131V130H60ZM68 131V130H67ZM106 131V130H105ZM145 131V130H144ZM147 132H148V130H146ZM194 131V130H193ZM228 131V130H227ZM236 131V130H235ZM244 131V130H243ZM6 132V131H5ZM85 132V133H86ZM118 132V131H117ZM121 132H125V131H121ZM189 132H190V130H189ZM196 132V131H195ZM218 132V131H217ZM230 132V131H229ZM250 132H252L251 130H250ZM144 133V132H143ZM151 133V132H150ZM183 133V132H182ZM191 133H192V131H191ZM258 133H260V132H258ZM67 134V133H66ZM81 134V133H80ZM79 133L77 134V135H80ZM138 134V133H137ZM196 134H199L198 132L196 133ZM76 135V136H77ZM224 135V134H223ZM68 136V135H67ZM74 136V135H73ZM138 136V135H137ZM188 136V135H187ZM217 136V135H216ZM226 136H228V135H226ZM233 137V136H232ZM37 138V139H38ZM195 138V137H194ZM196 138H198V139H201V140H207L208 141V139L207 138H214L216 141H217V143L220 145V147H221V151H222V153L224 154V153H227V152H229L230 150H233V151H235V149L237 148V146H235L234 145V143H233V141H232V139H230V138H222V136L221 137H211V136H207L205 133H202L201 132V134H199V135H197L196 136ZM147 139V138H146ZM240 139V138H239ZM262 139V138H261ZM264 139V138H263ZM85 140L87 141H90L89 143L91 144L90 145V147L89 148H81V146L82 145H84V142H85ZM141 140V139H140ZM186 140V139H185ZM243 140V139H242ZM245 140V139H244ZM38 141V140H37ZM37 141H35V142H37ZM157 141V140H156ZM159 141H161V140H159ZM191 141V140H190ZM246 141V140H245ZM109 142H108V145H109ZM148 142V141H147ZM152 142V141H151ZM189 142V141H188ZM193 142V141H192ZM191 142V143H192ZM143 143V142H142ZM146 143V142H145ZM150 143V142H149ZM37 144V143H36ZM87 144V143H86ZM139 144V143H138ZM164 143H162V145H163ZM195 143H193V145H194ZM197 144V143H196ZM237 144V143H236ZM262 144V143H261ZM146 145V144H145ZM247 145V144H246ZM40 146V145H39ZM89 146V145H88ZM140 146V145H139ZM195 146V145H194ZM38 147V146H37ZM106 147H108L107 145L105 146V148ZM196 147V146H195ZM201 147H202V145H201ZM207 148V147H206ZM252 148V147H251ZM18 149V150H19ZM104 149V150H103ZM182 149V148H181ZM204 149V148H203ZM242 149H244V148H242ZM22 150V149H21ZM220 150V149H219ZM6 151V150H5ZM23 151V150H22ZM27 151V150H26ZM118 152V151H117ZM116 152V153H117ZM132 152V151H131ZM32 153V152H31ZM97 153V152H96ZM99 153V152H98ZM106 153V152H105ZM110 153V152H109ZM114 153V152H113ZM214 153V152H213ZM263 153V152H262ZM115 154V153H114ZM113 154V155H114ZM137 154V153H136ZM241 154V153H240ZM239 154V155H240ZM252 154V153H251ZM255 154V153H254ZM29 155V154H28ZM31 155V154H30ZM29 155V156H30ZM79 155V154H78ZM244 154H242V156H243ZM256 155H259V154H256ZM28 156V157H29ZM33 156V155H32ZM116 156V155H115ZM80 157V156H79ZM130 157V156H129ZM188 157V156H187ZM186 157V158H187ZM244 157V156H243ZM43 158V157H42ZM88 158V157H87ZM109 158V157H108ZM114 158V157H113ZM33 159V158H32ZM86 159V158H85ZM117 159H120L119 157L117 158ZM126 159V158H125ZM256 159V158H255ZM258 159V158H257ZM11 160V159H10ZM17 160V159H16ZM19 160V159H18ZM44 160V159H43ZM83 160V159H82ZM82 160H79L80 161V163H79V161H77L78 162V164H79V166H78V168L77 169H79L78 170V174L80 173V174H84V171H87V173H88V171L90 172V169L89 168H87V166H85V162H82L81 163V161ZM88 160V159H87ZM97 160V159H96ZM122 160V159H121ZM128 160V159H127ZM236 160V159H235ZM239 160V159H238ZM254 160V159H253ZM24 162H28V160L26 159V161L25 160H23ZM22 161V162H23ZM99 161V160H98ZM103 161V160H102ZM259 161L261 162V163H263L264 164V154H262L261 156H260V158H259ZM52 162V161H51ZM124 162V161H123ZM141 162V161H140ZM11 163H15V162H11ZM49 163V162H48ZM68 163V162H67ZM94 163V162H93ZM96 163V162H95ZM103 163V162H102ZM126 163V162H125ZM237 163V162H236ZM24 164V163H23ZM83 164H84V166H83ZM86 164H87V162H86ZM90 164V163H89ZM187 164V163H186ZM8 165V164H7ZM10 165V164H9ZM75 165V164H74ZM101 165H103V164H101ZM110 165V164H109ZM2 166V165H1ZM11 166V165H10ZM10 166H8L9 168H10ZM18 166H20V164L18 165ZM69 166V165H68ZM76 166V165H75ZM99 166V165H98ZM114 166V163H112V165H111V168ZM147 166V165H146ZM260 166V165H259ZM5 167H6V165H5ZM13 167V166H12ZM16 167V166H15ZM22 167H23V165H22ZM21 167V168H22ZM25 167V166H24ZM104 167H105V165H104ZM2 168V167H1ZM4 168V167H3ZM7 168V167H6ZM47 168V167H46ZM106 168V167H105ZM126 168V167H125ZM13 169V168H12ZM229 169V168H228ZM2 170V169H1ZM11 170V169H10ZM14 170V169H13ZM22 170H24V168H22L21 169V171ZM104 170V169H103ZM118 170V169H117ZM6 171H7V169H6ZM9 171V170H8ZM17 171V170H16ZM75 171H76V169H75ZM112 171V170H111ZM125 171V170H124ZM233 171V170H232ZM12 172V171H11ZM100 172V171H99ZM103 172V171H102ZM108 172V171H107ZM117 172V171H116ZM119 172V171H118ZM126 172V171H125ZM225 172V171H224ZM4 173V170H3V172H2V174ZM6 173V172H5ZM10 172H8V174H9ZM73 173H74V175H73ZM12 174V173H11ZM20 174V173H19ZM23 174V173H22ZM38 174V173H37ZM77 174V175H78ZM91 174V173H90ZM126 174V173H125ZM228 174V173H227ZM5 175V174H4ZM10 175V174H9ZM15 175V174H14ZM26 175V174H25ZM73 175V176H72ZM76 175V176H77ZM95 175H97V174H95ZM99 175H100V173H99ZM106 175H107V173H106ZM133 175H135V173L133 172ZM224 175H226V173L224 174ZM10 176H12V175H10ZM3 177V176H2ZM80 177V176H79ZM83 177V176H82ZM81 177V178H82ZM91 177H92V175H91ZM5 178V177H4ZM7 178H9V176L7 177ZM29 178L30 177H28V180H29ZM63 178V179H64ZM76 178V177H75ZM78 178V177H77ZM96 178H98V177H96ZM6 179V178H5ZM10 179V178H9ZM37 179V178H36ZM84 179V178H83ZM86 179H88V178H86ZM89 179H90V177H89ZM125 179V178H124ZM138 179H139V177H138ZM4 180V179H3ZM15 180V179H14ZM23 182H24V177H23ZM31 180V179H30ZM32 180H33V178H32ZM96 180V179H95ZM140 180V179H139ZM248 180V179H247ZM11 181V180H10ZM13 181V180H12ZM17 181V180H16ZM16 181H14V182H16ZM36 181V180H35ZM64 181V180H63ZM92 181H93V178H92ZM92 181H90V182H92ZM97 181V180H96ZM4 182H6V181H4ZM4 182H3V185H4ZM23 182H19L21 185H22V183ZM32 182V181H31ZM124 182V181H123ZM126 182V181H125ZM130 182V181H129ZM9 183V182H8ZM8 183H7V185H8ZM19 183H16V184H18L19 185ZM63 183V182H62ZM80 183V182H79ZM88 183V182H87ZM11 184V183H10ZM12 184H14V183H12ZM38 184V183H37ZM64 184V183H63ZM63 184H62V186H63ZM74 184V183H73ZM89 184V183H88ZM132 184V183H131ZM1 185V184H0ZM67 185V184H66ZM69 185V184H68ZM77 185V184H76ZM85 185H86V182H85ZM94 185V184H93ZM6 186V185H5ZM10 186V185H9ZM9 186H7V187H9ZM13 186V185H12ZM71 186V185H70ZM92 186V185H91ZM125 187V186H124ZM130 187H132V185H130ZM3 188V187H2ZM10 188V187H9ZM62 188V187H61ZM68 187H66V189H67ZM76 188V187H75ZM80 188V187H79ZM82 188V187H81ZM92 188V187H91ZM23 189V188H22ZM77 189V188H76ZM86 189V188H85ZM88 189H90V188H88ZM124 189V188H123ZM123 189H121V191L123 190ZM160 190V189H159ZM159 190H157V191H159ZM227 190V189H226ZM14 191V190H13ZM61 191V190H60ZM62 191H63V189H62ZM73 191H74V188H73ZM76 191V190H75ZM74 191V192H75ZM78 191V190H77ZM83 191V190H82ZM131 191V190H130ZM135 191V190H134ZM7 192V191H6ZM9 192V191H8ZM80 192V191H79ZM1 193V192H0ZM10 193V192H9ZM8 193V194H9ZM63 193V192H62ZM62 193L60 194V195H58V196H55L54 195V197H50L51 199H49V202L46 204V205H42L41 207V209H43V210H45V212H47V213H50V211L53 209L52 208V204L54 205V204H56L55 202H59V201H61V200H63V196L64 195H62ZM72 193V192H71ZM76 193V192H75ZM78 193V192H77ZM76 193V194H77ZM158 193V192H157ZM163 193V192H162ZM3 194V193H2ZM2 194H0V195H2ZM66 194V193H65ZM68 194V193H67ZM76 194H73V196H75L76 198H77V196H76ZM112 194V193H111ZM114 194V193H113ZM126 194V193H125ZM132 194V193H131ZM144 194V193H143ZM165 194V193H164ZM5 195V194H4ZM160 195V194H159ZM254 195V194H253ZM68 196V195H67ZM66 196V197H67ZM136 196V195H135ZM259 196V195H258ZM2 197V199L3 198H5V196L3 197V195L1 196ZM7 197V196H6ZM71 197V196H70ZM80 197V196H79ZM78 197V198H79ZM85 197V196H84ZM105 197V196H104ZM122 197V196H121ZM164 197V196H163ZM223 197V196H222ZM225 197V196H224ZM9 198H10V196H9ZM8 198V199H9ZM88 198V197H87ZM108 198V197H107ZM119 198V197H118ZM146 198V197H145ZM162 198V197H161ZM257 198V197H256ZM38 199H39V197H38ZM109 199V198H108ZM126 199V198H125ZM224 199V198H223ZM38 201V200H37ZM64 201V200H63ZM74 201V197L72 198V199H70V201L68 200L67 201V203H72ZM77 201H79V200H77ZM126 201V200H125ZM141 201H142V199H141ZM225 201V200H224ZM62 202V201H61ZM66 201H64L63 203L64 204H66L65 203ZM80 202V201H79ZM109 202H111V201H109ZM130 202H132V201H129V203ZM135 202H136V200H135ZM2 206H3V200H2ZM6 205H7V202L5 203ZM16 204V203H15ZM100 204V203H99ZM57 205V204H56ZM130 205V204H129ZM7 206H10V205H7ZM59 206V205H58ZM63 206V205H62ZM56 207V206H55ZM124 207V206H123ZM122 207V208H123ZM140 207V206H139ZM209 207V206H208ZM212 207V206H211ZM6 208V207H5ZM17 208V207H16ZM19 209H21V206L20 207H18ZM45 208V209H44ZM58 208V207H57ZM56 208V209H57ZM62 208H64V207H62ZM210 208V207H209ZM11 209V208H10ZM40 209V210H41ZM55 209V208H54ZM65 209H66V207H65ZM64 209V210H65ZM1 210H3V208L1 209ZM0 210V211H1ZM123 210V209H122ZM127 210V209H126ZM125 210V211H126ZM128 210H130V209H128ZM36 211H37V209H36V207H34V206H32V207H26L25 209H23V210H20V215L21 216H24L25 217V215L27 216L28 215V219L29 218H32V217H30L32 214H35L36 213ZM53 211V210H52ZM97 211V210H96ZM96 211H95V213H96ZM100 211V210H99ZM115 211V210H114ZM117 211V210H116ZM115 211V212H116ZM103 212V211H102ZM109 211H107L106 213H108ZM130 212V211H129ZM42 213H43V211H42ZM75 213H79V212H74V214L73 213H71V216H72V218H74L77 214H75ZM58 214V213H57ZM66 214V213H65ZM97 214V213H96ZM102 214V213H101ZM47 215V214H46ZM48 215H50V214H48ZM83 215V214H82ZM81 215V216H82ZM92 215V214H91ZM116 215H117V213H116ZM116 215H115V217H116ZM52 216V215H51ZM109 216V215H108ZM114 216V215H113ZM47 217V216H46ZM49 217V216H48ZM60 217V216H59ZM106 217V218H105ZM104 218H105V220L106 219H109L108 220V222L109 221H111L112 220V218L113 217H107V216H105ZM38 218V217H37ZM45 218V217H44ZM89 218V217H88ZM123 218V217H122ZM35 219V218H34ZM34 219H32V220H34ZM67 219V218H66ZM128 219V218H127ZM202 219V218H201ZM9 220V219H8ZM38 220V219H37ZM43 220V219H42ZM65 220V219H64ZM97 220V217H96V215H92L89 219H87L86 220V222H88V224H90L91 222H93V221H96ZM104 220V219H103ZM116 220V219H115ZM123 220V219H122ZM211 219H209L208 221H210ZM216 221L218 220V219H215ZM21 221H23V219L22 218H19L18 219V222H17V224L15 225V226H12L11 228H8L7 227V229H6V231L7 232H10L11 234L9 235V238H8V240L5 242H1L2 244L0 245V264H59L58 263V261H60L58 258L55 260V261H51V262H49V261H47V259L45 260V261H41L40 260V251L41 252H44V250L42 249V247H41V250L40 251H37L36 249H37V247H39L38 245L39 244H41V245H44V248L45 247H54V246H57V245H59L60 247H62V248H64L66 245L62 242V241H60L58 238H57V234L56 235H54V234H52L51 233V235H44V237L42 238V239H38L37 237L36 238H34L33 237V239L31 238V237H27L26 236V234H24L25 232L23 231V228L21 227ZM39 221V220H38ZM50 221V220H49ZM69 221V220H68ZM24 222V221H23ZM57 222V221H56ZM75 222V221H74ZM78 222V221H77ZM212 222V221H211ZM32 223V222H31ZM47 223H48V221H47ZM52 223H54V222H52ZM51 223V224H52ZM85 223V222H84ZM100 223V222H99ZM41 224V223H40ZM58 224V223H57ZM93 224V223H92ZM117 224V223H116ZM125 224V223H124ZM123 224V225H124ZM236 224V223H235ZM43 225V224H42ZM46 225V224H45ZM60 225V224H59ZM95 225V224H94ZM97 225V224H96ZM111 225V224H110ZM130 225V224H129ZM227 225V224H226ZM9 226H10V224H9ZM61 226V225H60ZM68 226V225H67ZM72 226V225H71ZM125 226H126V224H125ZM198 226V225H197ZM213 226V225H212ZM57 227H59V226H57ZM89 227V226H88ZM44 228V227H43ZM54 228V227H53ZM69 228H71V227H69ZM206 228V227H205ZM66 229V228H65ZM85 229V227L84 228H81V230H84ZM92 229H94V227L92 228ZM11 230H12V232H11ZM44 230V229H43ZM58 230H60V229H58ZM86 230V229H85ZM64 231H66V230H64ZM93 231V230H92ZM44 232V231H43ZM50 232H52V231H50ZM33 233V232H32ZM36 233V232H35ZM55 233V232H54ZM262 233V232H261ZM4 234V233H3ZM85 233H78L77 234V239L75 240V245H74V251H75V253H76V257H75V259H76V261H75V263L74 264H99V263H97L98 261H96L95 259H93V260H90V258L94 255V254H96L97 252H99V251H101L100 253H103V251H105V247H106V244L104 243H90L89 241H88V239L86 240V237H84L83 238V235H84ZM2 235V234H1ZM6 235H8V234H6ZM61 235V234H60ZM66 235V234H65ZM65 235H64V237H65ZM75 235V234H74ZM55 236V237H54ZM63 236V235H62ZM68 236V235H67ZM40 237V236H39ZM41 237H42V235H41ZM60 237V236H59ZM88 237V236H87ZM100 237V236H99ZM76 238V237H75ZM102 238V237H101ZM97 239V238H96ZM100 239V238H99ZM98 239V240H99ZM145 239V238H144ZM147 239V238H146ZM145 239V240H146ZM149 239V238H148ZM39 240H41L40 242H39ZM62 240H63V238H62ZM126 240V239H125ZM145 240H143V241H145ZM148 241V240H147ZM69 242H70V240H69ZM95 242H96V240H95ZM126 242V241H125ZM124 242V243H125ZM134 242V241H133ZM65 243H67V241L65 242ZM74 244V243H73ZM126 244V243H125ZM72 245V244H71ZM128 245H129V243H128ZM125 246V245H124ZM133 246V245H132ZM72 247V246H71ZM112 247V246H111ZM61 248V249H62ZM125 248V247H124ZM126 248H127V246H126ZM39 249V248H38ZM60 249V248H59ZM117 249V248H116ZM47 250H49V249H47ZM118 250V249H117ZM56 251V250H55ZM62 251H64V250H62ZM69 251V250H68ZM15 252V254H16V259H11L10 258V255H12V253H14ZM51 252V251H50ZM58 253V252H57ZM74 253V254H75ZM104 254V253H103ZM108 254V253H107ZM98 255H100V254H98ZM53 256V255H52ZM55 256V255H54ZM58 257H60V259H61V257H62V255L60 256V253H59V255H57ZM107 256H109V255H107ZM69 257V256H68ZM67 257V258H68ZM97 257V256H96ZM98 257H100V256H98ZM104 257V256H103ZM113 257V256H112ZM55 258V257H54ZM115 260V259H114ZM117 260V259H116ZM106 261V260H105ZM124 262H126V261H124ZM130 262V261H129ZM61 263H62V261H61ZM63 264V263H62ZM110 264H112V263H110ZM115 264V263H114Z\"/></svg>",
	"mask_w": 264,
	"mask_h": 264
}]
</instances>
